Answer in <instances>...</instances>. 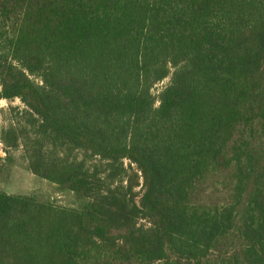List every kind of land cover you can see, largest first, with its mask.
<instances>
[{
	"label": "trees",
	"instance_id": "16d2710c",
	"mask_svg": "<svg viewBox=\"0 0 264 264\" xmlns=\"http://www.w3.org/2000/svg\"><path fill=\"white\" fill-rule=\"evenodd\" d=\"M1 100L84 204L0 191V264H264V0H0Z\"/></svg>",
	"mask_w": 264,
	"mask_h": 264
},
{
	"label": "rangeland",
	"instance_id": "374dc122",
	"mask_svg": "<svg viewBox=\"0 0 264 264\" xmlns=\"http://www.w3.org/2000/svg\"><path fill=\"white\" fill-rule=\"evenodd\" d=\"M169 78L165 79L153 89V94L157 95L159 91L168 83ZM9 107H19L22 105L19 100L8 102L0 101V124L6 120L11 112ZM1 151V145H0ZM0 156L4 155L0 152ZM11 163L4 167L0 177V191L8 195L32 196L40 202H51L55 205L78 209L84 204V200L77 198L71 192L59 189L57 186L41 180L29 171L27 161L23 155L22 149L14 150L11 154ZM212 201H219L221 195L213 190H208Z\"/></svg>",
	"mask_w": 264,
	"mask_h": 264
}]
</instances>
